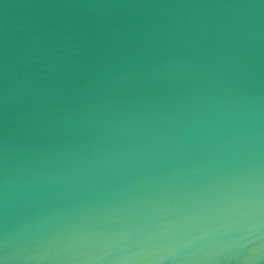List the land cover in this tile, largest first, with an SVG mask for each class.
Returning a JSON list of instances; mask_svg holds the SVG:
<instances>
[{
	"label": "water",
	"instance_id": "95a60500",
	"mask_svg": "<svg viewBox=\"0 0 264 264\" xmlns=\"http://www.w3.org/2000/svg\"><path fill=\"white\" fill-rule=\"evenodd\" d=\"M264 264V0H0V259Z\"/></svg>",
	"mask_w": 264,
	"mask_h": 264
},
{
	"label": "clouds",
	"instance_id": "9594fccd",
	"mask_svg": "<svg viewBox=\"0 0 264 264\" xmlns=\"http://www.w3.org/2000/svg\"><path fill=\"white\" fill-rule=\"evenodd\" d=\"M8 259H9V257L7 255H5L2 259H0V264H6ZM247 259L249 261L253 262V264H255V262L259 261L261 259V254H260L259 249H257L256 253L247 257Z\"/></svg>",
	"mask_w": 264,
	"mask_h": 264
}]
</instances>
